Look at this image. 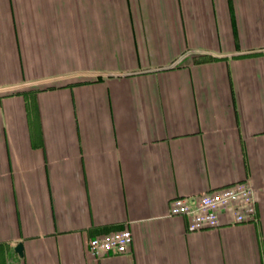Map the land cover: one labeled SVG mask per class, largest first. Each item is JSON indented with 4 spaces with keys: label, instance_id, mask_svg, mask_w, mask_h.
<instances>
[{
    "label": "crops",
    "instance_id": "1",
    "mask_svg": "<svg viewBox=\"0 0 264 264\" xmlns=\"http://www.w3.org/2000/svg\"><path fill=\"white\" fill-rule=\"evenodd\" d=\"M238 181L253 221L169 214ZM0 264H264V0H0Z\"/></svg>",
    "mask_w": 264,
    "mask_h": 264
},
{
    "label": "built area",
    "instance_id": "2",
    "mask_svg": "<svg viewBox=\"0 0 264 264\" xmlns=\"http://www.w3.org/2000/svg\"><path fill=\"white\" fill-rule=\"evenodd\" d=\"M256 206L257 189L248 181H238L198 196L175 197L170 200L169 214L185 217L189 230H203L222 225V215L230 224L253 221ZM131 243V230L122 228L90 237L87 250L94 257L106 252L123 253Z\"/></svg>",
    "mask_w": 264,
    "mask_h": 264
},
{
    "label": "water",
    "instance_id": "3",
    "mask_svg": "<svg viewBox=\"0 0 264 264\" xmlns=\"http://www.w3.org/2000/svg\"><path fill=\"white\" fill-rule=\"evenodd\" d=\"M191 200L193 202V199ZM12 248L19 256L22 255V243L20 241H15L12 243Z\"/></svg>",
    "mask_w": 264,
    "mask_h": 264
}]
</instances>
